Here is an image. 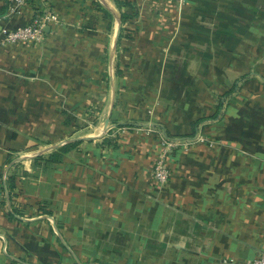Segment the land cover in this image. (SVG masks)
Segmentation results:
<instances>
[{
	"label": "crops",
	"instance_id": "crops-1",
	"mask_svg": "<svg viewBox=\"0 0 264 264\" xmlns=\"http://www.w3.org/2000/svg\"><path fill=\"white\" fill-rule=\"evenodd\" d=\"M9 11L0 0V35L54 19L0 52V264L264 254V0ZM163 138L188 146L161 186Z\"/></svg>",
	"mask_w": 264,
	"mask_h": 264
},
{
	"label": "built area",
	"instance_id": "built-area-1",
	"mask_svg": "<svg viewBox=\"0 0 264 264\" xmlns=\"http://www.w3.org/2000/svg\"><path fill=\"white\" fill-rule=\"evenodd\" d=\"M28 0H8L10 11L9 13H15L19 9L23 8ZM54 17L50 14L39 17L33 24L19 28L14 31H7L0 35V52L11 46H14L21 42L38 40L42 34V30L47 21L53 20ZM201 141V140H200ZM180 145L184 147L188 146V143L182 144L178 141L169 140L163 138L161 142L160 150L156 155L154 167L152 170V178L156 184L161 186L167 185L172 177L170 160L171 155L176 151ZM4 197V191L0 187V201ZM222 264H264V254L259 256L253 261L239 263L236 258L224 259Z\"/></svg>",
	"mask_w": 264,
	"mask_h": 264
},
{
	"label": "trees",
	"instance_id": "trees-1",
	"mask_svg": "<svg viewBox=\"0 0 264 264\" xmlns=\"http://www.w3.org/2000/svg\"><path fill=\"white\" fill-rule=\"evenodd\" d=\"M169 138V137H168ZM169 139H171V138H169ZM75 144H77V143H75ZM75 144H70V145H67L68 147H73ZM172 156V155H171Z\"/></svg>",
	"mask_w": 264,
	"mask_h": 264
}]
</instances>
